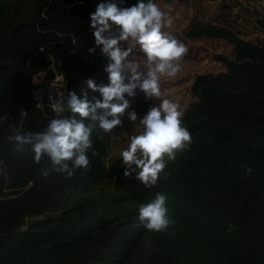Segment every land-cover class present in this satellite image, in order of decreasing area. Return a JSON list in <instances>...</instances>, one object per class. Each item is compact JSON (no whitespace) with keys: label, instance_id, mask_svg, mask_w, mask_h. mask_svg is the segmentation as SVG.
Returning <instances> with one entry per match:
<instances>
[{"label":"trees","instance_id":"16d2710c","mask_svg":"<svg viewBox=\"0 0 264 264\" xmlns=\"http://www.w3.org/2000/svg\"><path fill=\"white\" fill-rule=\"evenodd\" d=\"M99 2L0 0V264H264V15H255L253 40L207 23L193 27L195 36L228 41L233 58L217 57L224 71L194 77L193 101L180 116L192 142L154 186L118 195L104 189L111 137L102 131L92 133L89 167L70 178L44 176L50 160L14 152L7 139L14 131L39 132L57 118L32 109V80L51 77L50 57L64 73L61 95L79 92L89 77L108 83L90 28ZM136 92L128 99L143 118L154 106ZM157 193L174 220L165 232L138 221L139 206Z\"/></svg>","mask_w":264,"mask_h":264},{"label":"clouds","instance_id":"9594fccd","mask_svg":"<svg viewBox=\"0 0 264 264\" xmlns=\"http://www.w3.org/2000/svg\"><path fill=\"white\" fill-rule=\"evenodd\" d=\"M124 3L125 0H100L90 13L95 47L100 48L107 61L103 71L108 83H97L89 77L82 82L79 92L71 90L66 96H49V107L57 118L50 119L42 131H14L7 138L15 153L30 151L37 164L44 158L50 160L51 168L43 170L44 176L52 171L70 178L77 169H87L89 150L96 155L92 133H112L122 124L121 117L131 106L128 98H134L137 89L146 99L159 98L160 78L175 76L181 70L178 61L187 49L164 31L171 26L172 19L153 0H137L127 7ZM122 42L129 46L122 48ZM137 46L146 58V71L129 59ZM95 47L88 50L90 54H94ZM89 91L99 93V98L89 99ZM27 116L21 110V119ZM180 116L177 105L169 100L149 108L139 121L143 132L131 137L128 147L120 153L125 177L135 173V178L146 187L157 183L166 167L164 157L174 160L176 153L186 150L192 142L189 131L181 126ZM128 119L137 120L135 111L128 112ZM166 201L164 194L157 193L153 200L141 204L139 225L152 232L167 231L174 220Z\"/></svg>","mask_w":264,"mask_h":264},{"label":"rangeland","instance_id":"374dc122","mask_svg":"<svg viewBox=\"0 0 264 264\" xmlns=\"http://www.w3.org/2000/svg\"><path fill=\"white\" fill-rule=\"evenodd\" d=\"M155 4L172 19L171 26L164 31L183 43L187 52L178 61L181 70L175 76L165 75L160 78L161 95L159 98L152 97L151 104L158 107L161 101L169 100L177 105V110L182 115L193 101L190 87L194 77L206 72L224 71L225 68L217 57L233 58L234 48L228 41L213 36H195L193 27L207 23L217 28L238 30L241 32L240 37L253 40L257 35V31L253 29L254 18L256 13L259 16L264 15V0H158ZM258 36L261 35L258 33ZM128 46L127 43H121L122 48ZM129 59L139 64L141 70H147L146 58L138 46L133 48ZM130 104V108L121 117L122 124L110 133L111 141L105 159L110 179L104 189L108 192L114 188V194L117 195L128 189L137 191L143 185L135 178V173L129 177L123 175L125 168L120 157V153L128 147L131 137L143 132V125L139 123L142 117L139 114L136 121L128 119V112L133 111L138 102L133 101ZM178 155L179 152L175 159ZM164 159L165 164L172 161L167 156ZM133 206L135 204L132 201L126 203L127 208Z\"/></svg>","mask_w":264,"mask_h":264},{"label":"built area","instance_id":"2783aa9c","mask_svg":"<svg viewBox=\"0 0 264 264\" xmlns=\"http://www.w3.org/2000/svg\"><path fill=\"white\" fill-rule=\"evenodd\" d=\"M50 59L51 63L47 72L51 73V77L45 78V73H40L34 77L35 81L32 80V83L35 86L31 95L33 104L32 109L35 110L41 118H51L53 115H56V113L52 112L49 107V96L61 95L66 86L64 73L58 69L57 64L51 57ZM20 112L21 111H19V116Z\"/></svg>","mask_w":264,"mask_h":264}]
</instances>
